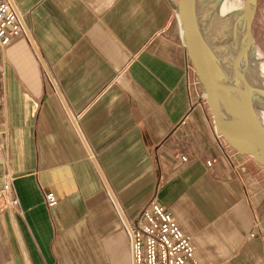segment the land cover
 Here are the masks:
<instances>
[{"label":"crops","instance_id":"crops-1","mask_svg":"<svg viewBox=\"0 0 264 264\" xmlns=\"http://www.w3.org/2000/svg\"><path fill=\"white\" fill-rule=\"evenodd\" d=\"M12 2L27 34L0 47V189L10 174L19 211L0 214V264H132L123 221L150 200L200 264H264V168L222 157L171 0Z\"/></svg>","mask_w":264,"mask_h":264},{"label":"water","instance_id":"water-1","mask_svg":"<svg viewBox=\"0 0 264 264\" xmlns=\"http://www.w3.org/2000/svg\"><path fill=\"white\" fill-rule=\"evenodd\" d=\"M193 3L171 0L197 90L217 134L264 168V55L252 35L257 0H236L219 26Z\"/></svg>","mask_w":264,"mask_h":264},{"label":"built area","instance_id":"built-area-1","mask_svg":"<svg viewBox=\"0 0 264 264\" xmlns=\"http://www.w3.org/2000/svg\"><path fill=\"white\" fill-rule=\"evenodd\" d=\"M27 31L22 16L18 13L12 0H0V47L6 48L9 44ZM218 144L222 157L234 169L249 157L240 155L232 149L217 134ZM4 151V144L0 140V152ZM182 160H185L182 157ZM215 160L207 162L211 166ZM13 178L6 174L0 189V214L6 211H19V201L13 187ZM47 206L55 204L52 193L44 194ZM123 226L128 233L132 264H200L194 256V246L184 235L171 215L154 200H150L140 210L132 221L124 220ZM253 236V235H252ZM264 242V237H261Z\"/></svg>","mask_w":264,"mask_h":264},{"label":"bare ground","instance_id":"bare-ground-1","mask_svg":"<svg viewBox=\"0 0 264 264\" xmlns=\"http://www.w3.org/2000/svg\"><path fill=\"white\" fill-rule=\"evenodd\" d=\"M236 0H194V5L199 10L206 12L209 17L215 19L217 26L226 25L232 13ZM216 26V28H217ZM216 31V29L214 30Z\"/></svg>","mask_w":264,"mask_h":264},{"label":"rangeland","instance_id":"rangeland-1","mask_svg":"<svg viewBox=\"0 0 264 264\" xmlns=\"http://www.w3.org/2000/svg\"><path fill=\"white\" fill-rule=\"evenodd\" d=\"M252 35L255 45L257 46L258 50L264 55V0H257V10L252 25ZM203 99L205 100L204 97Z\"/></svg>","mask_w":264,"mask_h":264}]
</instances>
